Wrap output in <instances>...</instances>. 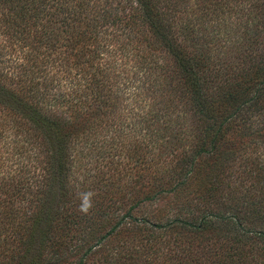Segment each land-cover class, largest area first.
<instances>
[{"label":"trees","instance_id":"16d2710c","mask_svg":"<svg viewBox=\"0 0 264 264\" xmlns=\"http://www.w3.org/2000/svg\"><path fill=\"white\" fill-rule=\"evenodd\" d=\"M146 53L169 58L199 144L169 179L125 180L79 149L185 120ZM262 147L264 0H0V264H111L121 235L122 264H264Z\"/></svg>","mask_w":264,"mask_h":264},{"label":"rangeland","instance_id":"374dc122","mask_svg":"<svg viewBox=\"0 0 264 264\" xmlns=\"http://www.w3.org/2000/svg\"><path fill=\"white\" fill-rule=\"evenodd\" d=\"M6 57H9V54ZM143 57V63H151L154 67L156 63L163 68H168L166 71L168 77L166 76L163 80L165 93L169 99L172 98L174 100L173 103L176 105L174 113L179 115L183 114L182 117H184L185 120L182 119L180 121L182 122L180 126H152L149 128H146L145 126H135L133 128L128 127L117 132H114L113 130L105 132L101 131V133L97 136L100 142L95 143L93 146L89 144L86 146L84 145L82 149H79V152L82 150L83 157H86L88 153L94 155L95 157V154L98 151H101V153H103V159H105L103 164L112 160L114 162L112 167L116 168L117 171H121L123 173L122 176H126L125 180H136L139 177L147 180V178L152 179L153 176H161L163 179H169L171 176L175 175V173H172L171 171L176 166L178 167L182 157L190 155L196 148H198L197 146L199 144L200 135L195 124L192 122L190 112L185 107L182 95H178L175 91L177 83L172 78V65L169 58L164 54L152 53H146ZM155 70L157 72L160 69L157 68ZM143 72L144 71L141 73ZM149 103L152 104L151 99ZM172 110L173 109H170L169 111ZM173 118L174 117H172V119ZM135 140H140L142 146L147 145L148 149L151 151V161L149 162V165H147V167L149 166L148 170L136 163L129 164L126 159V154L132 148L131 145ZM236 142L240 141L236 140ZM237 144L238 143L235 144V147ZM233 152L236 154L235 156L237 159L239 157L235 167L240 168V156L241 158L243 157L242 152L240 153L239 149L233 150ZM257 155L264 166V147L260 149V152L257 153ZM112 156L113 158H111ZM81 161H84L83 163H85L86 160L82 158ZM150 165H152V167ZM91 166L92 167L85 166L87 170H90L89 175L97 173L96 170L93 169L94 165ZM83 168L80 170V173L85 172ZM155 171H158V173H155ZM148 175H152V177H148ZM166 202V200L159 201L154 207L164 208ZM122 243L123 235L111 239V242L109 243L111 244L109 245V248L111 249V264L123 263L124 259L122 258L125 254H127V250L123 249ZM138 243L140 244V242ZM139 244H137V246H139ZM150 247L151 246L148 248L143 247V249H145V255H149ZM138 248L142 249L141 247ZM159 255V261H162L164 254L160 253ZM150 256L152 257V254H150ZM139 258L143 257L139 256Z\"/></svg>","mask_w":264,"mask_h":264},{"label":"clouds","instance_id":"9594fccd","mask_svg":"<svg viewBox=\"0 0 264 264\" xmlns=\"http://www.w3.org/2000/svg\"><path fill=\"white\" fill-rule=\"evenodd\" d=\"M91 195H92L91 193L84 194L80 208H79L81 212L87 213V211L91 208V199H90Z\"/></svg>","mask_w":264,"mask_h":264}]
</instances>
